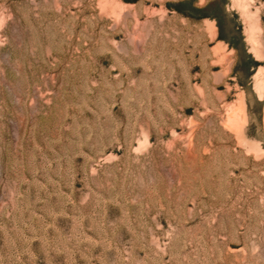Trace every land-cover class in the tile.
Wrapping results in <instances>:
<instances>
[{
    "label": "rangeland",
    "instance_id": "rangeland-1",
    "mask_svg": "<svg viewBox=\"0 0 264 264\" xmlns=\"http://www.w3.org/2000/svg\"><path fill=\"white\" fill-rule=\"evenodd\" d=\"M0 264H264V0H0Z\"/></svg>",
    "mask_w": 264,
    "mask_h": 264
}]
</instances>
